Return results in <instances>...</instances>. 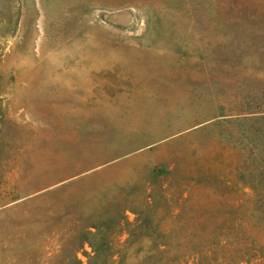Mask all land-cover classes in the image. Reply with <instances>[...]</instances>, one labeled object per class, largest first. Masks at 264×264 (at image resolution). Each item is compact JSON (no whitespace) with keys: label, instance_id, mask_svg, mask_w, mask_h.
Segmentation results:
<instances>
[{"label":"rangeland","instance_id":"1","mask_svg":"<svg viewBox=\"0 0 264 264\" xmlns=\"http://www.w3.org/2000/svg\"><path fill=\"white\" fill-rule=\"evenodd\" d=\"M169 260L264 264V0H0V264Z\"/></svg>","mask_w":264,"mask_h":264},{"label":"trees","instance_id":"2","mask_svg":"<svg viewBox=\"0 0 264 264\" xmlns=\"http://www.w3.org/2000/svg\"><path fill=\"white\" fill-rule=\"evenodd\" d=\"M103 226V223H98V224H88V226L84 227V229L86 230V236L85 234L84 235H80L81 239H80V242L81 244L80 245H83L85 243H90V240H89V234L92 233V228H98V227H102ZM81 247V246H80ZM95 256L96 258L98 257H102V256H108L110 258H113L114 254H105L104 255V250H100V247H96L95 246ZM166 264H179V262H177V260H169Z\"/></svg>","mask_w":264,"mask_h":264}]
</instances>
